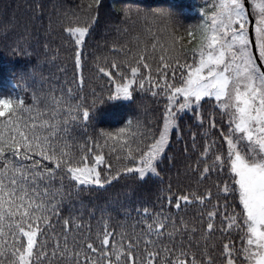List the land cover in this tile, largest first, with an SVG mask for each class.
<instances>
[{"label": "snow or ice", "instance_id": "obj_1", "mask_svg": "<svg viewBox=\"0 0 264 264\" xmlns=\"http://www.w3.org/2000/svg\"><path fill=\"white\" fill-rule=\"evenodd\" d=\"M99 2L96 0L97 4ZM246 3L247 0H217L210 15L206 14L200 24L187 29L189 43L194 46L183 45L175 59L161 55L156 76L143 53L134 64L125 62L129 73L121 70L116 60L111 62L110 68L97 65L98 75L114 85L110 100L132 98L134 86L140 91L152 92L153 97H164L163 123L152 128L137 121L133 127V122L129 121L116 131H102L98 135L103 143L81 145L78 159L68 150L70 145L66 141L62 146L54 142L61 127L58 113H53L54 122L40 119L43 114L35 95L30 106H25L23 101L0 98V264H42L45 259L49 264H57L58 259L65 264L167 261L169 257H161L156 246L167 227V217L159 218L162 214H157L139 235L129 236L122 231L117 240L105 223L102 233L98 230L93 236L89 230L82 236H74L70 245L69 233L75 229L79 234L83 228L77 223L78 217L72 215L74 209L63 219L62 231L56 235L49 257L46 233L50 229L54 232L52 218L60 219L64 203L63 198H55V192L50 197L47 188L41 193L39 185L54 180L58 172L77 187L89 188H104L125 176H138L143 181L149 174L158 175V165L171 146L170 136L180 131L178 118L186 112H191L200 126L208 119L212 130L220 129L217 139L205 142L202 158L206 160L213 151L216 154L212 164H206L200 173L202 180L215 174L218 182L215 193L208 190L203 194H185L178 189L181 194L169 195L168 205L171 207L175 202L179 211L182 205L206 206L215 198V210L207 212L205 241L217 231L215 219L220 217L222 224L228 223L227 229L220 231L230 233L235 229L241 234L243 247L239 251L247 264H264V0H251L255 16L254 43H250ZM156 15L168 17L171 22L172 17L165 11ZM91 26L90 22L87 26L65 28L74 39V63L75 68L81 70V85L84 80L82 49ZM155 47L154 44L153 49ZM184 57L191 59H182ZM205 104L212 108L208 116L203 112ZM33 112L35 115L29 118L34 122L29 124L23 114ZM70 114L73 122L90 120L89 110L79 105L70 110ZM38 119L40 122L36 123ZM63 123L67 132L68 121ZM192 139L195 142V134ZM117 147L122 155L116 156V160L122 163L113 175L112 160L104 154V149H108L110 156ZM221 207L224 212H220ZM143 215H150L147 208ZM192 231L195 232V228ZM153 235L156 239L151 238ZM223 249L226 264H238L237 250L230 244H224ZM163 250L170 251L166 247ZM203 255L208 257L206 261L198 260L195 252L179 248L171 264H214L207 246Z\"/></svg>", "mask_w": 264, "mask_h": 264}, {"label": "trees", "instance_id": "obj_2", "mask_svg": "<svg viewBox=\"0 0 264 264\" xmlns=\"http://www.w3.org/2000/svg\"><path fill=\"white\" fill-rule=\"evenodd\" d=\"M216 2L100 0L97 4L96 0H0V98L23 101L25 106H30L34 103L35 95L39 100L38 108L43 114L40 119L54 122L53 113H58L61 127L59 135L53 138L54 142L62 146L66 141L70 145L68 150L77 159L81 155V145H92L97 141L103 143L98 135L102 131H116L125 127L129 121L133 122V127L137 121L146 127L162 126L161 112L166 102L164 97H153L152 92L140 91L134 86L132 98L110 100L114 85L110 84L108 78L98 75L97 65L110 68L111 62L116 60L121 70L129 73L130 69L124 66L125 62L134 64L143 53L153 69V76H156L155 69L161 63L160 49L165 31L170 26L178 29L183 45L193 47L189 43L187 29L200 24L206 14L210 15ZM248 2L252 15L251 0ZM163 9L173 14L171 22L168 17L156 15ZM90 22L91 31L82 49L84 80L81 85V70L76 69L74 63V39L65 28L87 26ZM182 59L190 60L191 57ZM77 105L89 110L88 122L82 119L72 121L70 110ZM203 112L208 116L212 112L211 106L205 104ZM23 115L29 124L34 122L29 118L35 115L34 112ZM65 120L68 121L67 132L64 131ZM35 122L39 123L40 120ZM178 124L180 131L170 136L171 146L158 165V175L149 174L143 181L138 176H125L104 188H89L77 187L58 172L51 182L40 183L41 193L47 188L50 197L55 192V198H63L64 203L60 219L52 218L54 232L50 229L46 233L49 257L56 235L62 231L63 219L69 215L70 209H74L72 215L78 217L77 223L82 224L83 228L79 234L75 229L69 233L70 245L74 236H82L89 230L93 236L98 230L102 233L105 223L108 225L107 230L116 234L117 240L122 231L129 236L133 233L139 235L157 214H162L159 218L167 217V227L156 246L160 249V256L169 259L159 260L155 264H171L179 248L195 252L198 260L206 261L208 257L203 255L206 246L214 264H226L227 256L222 255L224 244H230L237 250L238 264H247L239 251L243 247L241 234L235 229L230 233L220 231L228 227L227 221L222 224L220 217L215 219L217 231L205 241L207 212L215 210V198L208 201L206 206L199 203L182 205L179 211L175 208V202L171 207L168 205L169 195L181 194L178 189L185 194H203L208 190L215 193V184L218 182L215 174L202 180L200 173L206 164L211 165L214 160V151L206 160L202 158L203 148L206 141L211 143L217 139L219 127L212 130L208 119L200 126L191 112L182 114ZM194 134L195 142L192 139ZM104 154L112 160L114 175L115 169L122 163L116 160V156L122 153L117 147L110 156L105 148ZM42 163L48 164L47 161ZM220 203L223 204V200ZM145 208L150 213L147 217L143 215ZM220 212H224L222 207ZM151 238L156 239L155 235ZM213 244L214 248L211 247ZM165 247L170 251L165 252ZM143 248L141 241L140 249ZM42 264H49V260H43ZM57 264L65 262L58 259Z\"/></svg>", "mask_w": 264, "mask_h": 264}, {"label": "clouds", "instance_id": "obj_3", "mask_svg": "<svg viewBox=\"0 0 264 264\" xmlns=\"http://www.w3.org/2000/svg\"><path fill=\"white\" fill-rule=\"evenodd\" d=\"M170 16L173 14L168 9H163ZM183 48V40L178 35V29H174L173 27H169L164 34V42L161 45V54L165 56V58L175 59L181 54V50Z\"/></svg>", "mask_w": 264, "mask_h": 264}, {"label": "water", "instance_id": "obj_4", "mask_svg": "<svg viewBox=\"0 0 264 264\" xmlns=\"http://www.w3.org/2000/svg\"><path fill=\"white\" fill-rule=\"evenodd\" d=\"M249 6H248V2L246 3V11L249 15V18H250V22H249V29H250V42L251 43H254V40H253V36H252V22H253V19L250 17V13H249Z\"/></svg>", "mask_w": 264, "mask_h": 264}, {"label": "rangeland", "instance_id": "obj_5", "mask_svg": "<svg viewBox=\"0 0 264 264\" xmlns=\"http://www.w3.org/2000/svg\"><path fill=\"white\" fill-rule=\"evenodd\" d=\"M253 18V23H252V30L254 29V27H255V17H252ZM253 37H254V39H255V33H254V31H253ZM115 90V89H114ZM117 99H126V98H122V97H117ZM128 99V98H127Z\"/></svg>", "mask_w": 264, "mask_h": 264}]
</instances>
